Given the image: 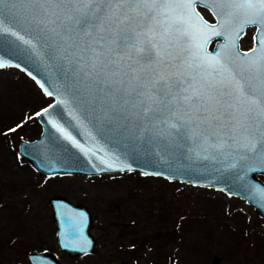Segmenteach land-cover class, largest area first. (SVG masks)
Segmentation results:
<instances>
[{
    "label": "snow or ice",
    "instance_id": "snow-or-ice-1",
    "mask_svg": "<svg viewBox=\"0 0 264 264\" xmlns=\"http://www.w3.org/2000/svg\"><path fill=\"white\" fill-rule=\"evenodd\" d=\"M197 2L0 0V20L47 35L54 53L95 73L109 126L135 120L165 148L189 137L221 140L238 145L240 161L264 163V0H215L226 17L220 27L237 25L228 50L215 55L205 50L209 33L228 29L204 21ZM17 3L27 6L19 15ZM247 25L258 26V47L241 54L236 41Z\"/></svg>",
    "mask_w": 264,
    "mask_h": 264
},
{
    "label": "rangeland",
    "instance_id": "rangeland-1",
    "mask_svg": "<svg viewBox=\"0 0 264 264\" xmlns=\"http://www.w3.org/2000/svg\"><path fill=\"white\" fill-rule=\"evenodd\" d=\"M198 9L213 21L207 8ZM253 33L246 28L242 49ZM52 100L23 71L0 68V264H30L27 254L40 250L61 264H264V218L240 197L135 170L36 171L19 143L39 137L37 114ZM53 196L89 212L91 252L58 249Z\"/></svg>",
    "mask_w": 264,
    "mask_h": 264
},
{
    "label": "water",
    "instance_id": "water-1",
    "mask_svg": "<svg viewBox=\"0 0 264 264\" xmlns=\"http://www.w3.org/2000/svg\"><path fill=\"white\" fill-rule=\"evenodd\" d=\"M197 5L211 13L214 21L206 19ZM26 5L17 3L15 14L24 11ZM195 10L209 25L227 35H210L206 52L222 54L231 43V32L237 25L220 27L225 14L215 0H202ZM219 14V15H218ZM253 36L257 35V25ZM17 33L23 40L11 33ZM241 39V38H240ZM240 39L237 51L248 53L252 47L242 49ZM213 42L211 47L210 44ZM53 39L47 35L22 30L12 23L11 16L0 20V68L16 67L27 74L53 100L37 114L41 124L39 137L20 140L19 154L31 166L43 174L84 173L99 174L135 170L142 174L161 176L194 186L220 190L244 199L264 218V163L250 159L240 161L238 145L223 144L221 140L186 138L165 148L159 141L150 142L147 134L132 122L121 121L118 125L106 123V107L99 97L96 75L89 69H78L70 57L53 51ZM247 61L250 56L237 58ZM127 123V127L124 125ZM223 145V146H218ZM54 224L57 228L58 249L75 256L89 253L95 241L89 233L91 216L81 204H74L63 196L49 200ZM30 264H61L52 252L40 250L28 253ZM119 264H131L122 260Z\"/></svg>",
    "mask_w": 264,
    "mask_h": 264
},
{
    "label": "flooded vegetation",
    "instance_id": "flooded-vegetation-1",
    "mask_svg": "<svg viewBox=\"0 0 264 264\" xmlns=\"http://www.w3.org/2000/svg\"><path fill=\"white\" fill-rule=\"evenodd\" d=\"M45 251H47V250H45ZM27 258H28V254H27Z\"/></svg>",
    "mask_w": 264,
    "mask_h": 264
}]
</instances>
